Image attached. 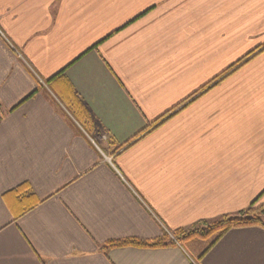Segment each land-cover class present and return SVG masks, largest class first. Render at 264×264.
I'll return each mask as SVG.
<instances>
[{
    "label": "crops",
    "instance_id": "1",
    "mask_svg": "<svg viewBox=\"0 0 264 264\" xmlns=\"http://www.w3.org/2000/svg\"><path fill=\"white\" fill-rule=\"evenodd\" d=\"M253 202L264 0H0V264H264L258 226L102 249Z\"/></svg>",
    "mask_w": 264,
    "mask_h": 264
},
{
    "label": "trees",
    "instance_id": "2",
    "mask_svg": "<svg viewBox=\"0 0 264 264\" xmlns=\"http://www.w3.org/2000/svg\"><path fill=\"white\" fill-rule=\"evenodd\" d=\"M33 94L34 92L24 100L32 97ZM168 113H171V111ZM161 119L162 118L155 121L153 123L154 125L149 126L145 130H143L142 133L144 134L149 129H152L154 126L160 124L162 122ZM28 210L29 208H26L25 211ZM251 226L264 228V206H255V202H253L247 210L240 212L233 217L222 216L212 222H202L201 224L193 226L192 228L187 230H177L171 233H163L161 237L153 240L143 241L138 239H126L118 241H108L102 246V249L108 250L112 248L129 246L149 248L165 247L169 245L186 243L187 241H190L192 239H204L209 236H213L212 241L208 244L206 250L201 254L202 256L220 237H222L229 230Z\"/></svg>",
    "mask_w": 264,
    "mask_h": 264
},
{
    "label": "rangeland",
    "instance_id": "3",
    "mask_svg": "<svg viewBox=\"0 0 264 264\" xmlns=\"http://www.w3.org/2000/svg\"><path fill=\"white\" fill-rule=\"evenodd\" d=\"M66 109H67V107H66ZM212 239H213V236H209V237L204 238V239H193V240H199V242H201V241H206V243L209 244V243L212 241ZM180 245H181V244H180ZM182 245H183L184 247L188 248V250H189V246H188V244H186V243H182Z\"/></svg>",
    "mask_w": 264,
    "mask_h": 264
}]
</instances>
